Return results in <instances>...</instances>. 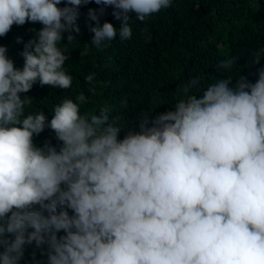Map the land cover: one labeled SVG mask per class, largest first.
<instances>
[{
    "label": "clouds",
    "instance_id": "1",
    "mask_svg": "<svg viewBox=\"0 0 264 264\" xmlns=\"http://www.w3.org/2000/svg\"><path fill=\"white\" fill-rule=\"evenodd\" d=\"M83 3L0 0V36L13 24L42 25L23 41L22 67L0 44V264H20L29 244L46 251L47 264H264V67L255 82L239 74L202 89L193 78L173 113L150 122L144 113L124 135L111 108L81 107L90 99L83 92L63 96L47 119L20 94L72 89L61 41L76 40ZM95 3L90 43L110 50L132 36L129 12L143 21L172 0ZM108 5L118 26L99 21ZM46 126L58 147L34 143Z\"/></svg>",
    "mask_w": 264,
    "mask_h": 264
},
{
    "label": "trees",
    "instance_id": "2",
    "mask_svg": "<svg viewBox=\"0 0 264 264\" xmlns=\"http://www.w3.org/2000/svg\"><path fill=\"white\" fill-rule=\"evenodd\" d=\"M65 2L60 0L61 6ZM100 7L95 0L80 5L75 21L79 31L72 32L76 40L61 41L68 56L64 67L75 75L72 89L64 93L58 87L36 82L42 93L32 89L20 94L33 99L28 110H41L50 119L52 107L63 96L74 99L83 92L90 99L81 107L90 114L111 108L110 118L119 117L124 135L130 129L139 130L137 120L144 113L149 122L159 114L173 113V105L182 99L180 88L193 78L202 77V89L227 76L235 80L239 74L255 82L258 69L264 67V53L256 56L264 49V0H172L171 6L143 21L129 12L132 36L124 39V45H112L110 50L96 49L90 43V25L95 21L89 19L88 9ZM104 20L115 26L121 23L113 17L111 5L104 6L99 16L100 23ZM40 27L39 22L26 21L13 24L0 36V44L6 46L14 66L22 67L23 41L34 34L29 30ZM17 35L22 37L19 43L15 41ZM114 43L115 39L111 41ZM229 56L236 58L233 67L219 69V61ZM89 73H95L92 82L84 80ZM122 100L127 102L126 107L121 105ZM45 139L59 146L54 131L47 126L33 136L37 145H43ZM59 232L58 236L63 234V230ZM33 252L39 264H47L46 251L42 253L34 244L25 246L20 264H34Z\"/></svg>",
    "mask_w": 264,
    "mask_h": 264
}]
</instances>
